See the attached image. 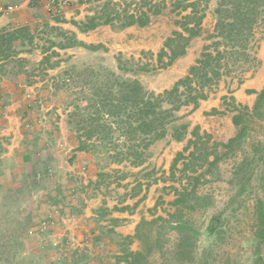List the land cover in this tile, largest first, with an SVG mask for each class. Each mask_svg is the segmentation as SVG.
<instances>
[{
  "label": "rangeland",
  "instance_id": "rangeland-1",
  "mask_svg": "<svg viewBox=\"0 0 264 264\" xmlns=\"http://www.w3.org/2000/svg\"><path fill=\"white\" fill-rule=\"evenodd\" d=\"M106 1L71 0L53 10L47 9L45 0H32L23 8L20 5L22 0L6 3L17 5L18 10L6 13L5 25L10 26L18 20L37 28L38 34L42 33L46 23L50 28L40 35L44 38L37 35L31 52L21 54L29 59L26 67L34 68L33 82L15 81L9 75L0 78V264H75L74 260L82 254L86 255L81 256L85 257V264H113V255L119 254L124 246L117 234L127 235L120 231V226H128L141 217L167 215L173 209L171 201L175 195L171 186H179V181L171 176L170 165L177 152L187 144L192 129L198 125L202 132H209L215 140L227 141L229 138L224 133L228 131L227 120L231 119L232 113L223 97L233 95L236 88L252 78L263 65L264 60L259 53L264 49V28H260L256 35L258 41L252 50L258 61L223 75L217 84L205 90L208 97L201 100L196 108L183 106L178 112L181 118L177 125L189 124L183 140H175L170 130L166 137L150 146L141 169V166L135 167L127 162L104 166L106 160L77 150L80 144L78 136L84 137L83 129L77 132L78 129H72L69 124L74 113L79 112L85 117L92 113L93 109H84L92 94L103 88L101 85L97 89L86 83L88 73L92 70L99 73L93 76L95 85L104 81L106 85L115 84V75H118L121 79L136 78L147 90L155 93L171 88L188 73L208 43L207 35L213 31L216 21L213 9L218 2L209 0L207 7H201L206 14L202 34L191 40L185 55L164 68L158 62V52L172 31L181 29L176 20L187 11L175 8L177 0H146L158 3L160 12H150V21L145 26L134 25L118 31L101 24L93 30L80 31L73 21L85 19ZM113 1L128 3L129 10L134 12L150 7L143 5L144 0ZM79 15V18H74ZM56 18L65 21L56 22ZM54 26L74 32L86 44L101 47L94 50L84 46L65 49L54 46L47 52L52 55L51 62L45 63L42 69L40 64L48 56L43 49L49 45L45 40L64 41L63 37L56 35L57 30L52 31ZM78 35L85 37L80 39ZM55 52L59 55L53 54ZM56 61H59L58 66H47ZM254 100L242 103L252 105ZM214 109L217 110L214 112ZM233 127L236 132L234 124ZM76 152L84 157H77ZM231 167L232 159L222 161L221 177L201 187V191L213 194L217 207H222L233 191L227 183ZM102 171L108 174L101 177ZM35 178L39 181L38 186L32 183ZM139 199H144V202L138 203ZM252 203L249 201L250 208H243L237 216L231 217L230 230L218 243L214 264L251 263L250 253L256 245L253 241ZM126 212L133 216L125 218L122 215ZM52 215L55 222L42 229L40 224L52 220ZM113 217L120 219L114 227L117 234L108 236L103 232L100 235L98 227L109 225ZM33 219L36 223L31 226ZM16 235L28 242L34 238L37 240L34 244L19 245ZM175 235L171 233L172 239L167 245L169 250L173 248ZM131 248H139V243L133 242ZM69 250L76 253L66 254ZM262 252L264 254V245ZM163 260L168 264L174 263L168 252L155 254L154 261Z\"/></svg>",
  "mask_w": 264,
  "mask_h": 264
},
{
  "label": "trees",
  "instance_id": "trees-1",
  "mask_svg": "<svg viewBox=\"0 0 264 264\" xmlns=\"http://www.w3.org/2000/svg\"><path fill=\"white\" fill-rule=\"evenodd\" d=\"M208 1L174 2L176 9L187 13L176 20L181 29L172 31L158 52V62L162 67L172 65L185 55L191 40L202 34L206 14L201 7H207ZM143 5L150 7L134 12L129 10L128 3L108 0L85 19L74 20L73 23L82 32L93 30L101 24L110 25L118 31L134 25L145 26L150 21V12H160V5L146 0ZM213 11L216 21L213 31L207 35L208 43L189 67L188 73L171 88L155 93L147 90L136 78L121 79L118 75H115V84L106 85L102 80L103 83L95 85L93 76L99 73L93 70L88 73L85 82L97 89L103 88L92 94L91 101L84 109H93L91 114L85 117L79 112L74 113L69 121L72 129H78L77 132L83 129L84 137L78 136L80 144L77 150L106 160L104 166L127 162L138 167L148 157L150 146L166 137L170 130L175 140L184 139L189 124L177 125L181 108L188 105L196 108L201 100L208 97L205 90L217 84L223 75L237 72L245 64L258 61L252 50L258 41V29L264 28V0H218ZM64 21L56 18V22ZM48 28L49 24L46 23L41 32H48ZM51 29L57 30L56 35L63 37L64 41L45 40L49 43L43 48L46 55L54 46L62 49L84 46L94 50L101 47L86 44L74 32L58 26ZM42 33L38 34L37 28L30 25L0 29V78L9 75L15 81L33 82L34 68L26 67L29 59L21 54L31 52L35 38ZM53 54L59 55L57 52ZM51 56L42 60V69L45 63L51 62ZM58 65L59 61H56L47 66L53 68ZM249 92L256 94L252 105L239 102L234 95L223 97L236 127L235 134L227 141L215 140L209 132H202L198 125L192 129L187 144L177 152L170 165L171 176L179 181V186H171L175 196L171 201L173 209L167 215L141 217L132 235L116 233L114 227L120 220L117 217L110 219L109 225L98 227L100 235L103 232L108 236L116 233L124 244L120 253L113 255V264H168L164 260L154 261L155 254L163 255L165 252L173 256V264H214L218 256V243L226 238L230 230L231 217L237 216L243 208H250L249 201H253L251 217L253 241L256 244L250 253V264H264V84L260 90ZM227 159H232L231 176L227 183L233 191L225 204L217 207L213 194L201 191V187L221 177L220 163ZM104 174L108 173L100 172L101 177ZM38 182L36 178L32 180L35 186L39 185ZM31 222L32 226L36 219ZM97 222H100L99 219ZM172 232L176 234L175 242L169 250L167 245L172 239ZM16 237L19 245L34 244L37 240L34 238L28 242L20 239V235ZM135 241L139 243V248L132 249L131 244ZM66 252L72 255L76 253L71 250ZM81 256L86 257L85 254L80 255L74 260L75 264H85V257Z\"/></svg>",
  "mask_w": 264,
  "mask_h": 264
},
{
  "label": "crops",
  "instance_id": "crops-1",
  "mask_svg": "<svg viewBox=\"0 0 264 264\" xmlns=\"http://www.w3.org/2000/svg\"><path fill=\"white\" fill-rule=\"evenodd\" d=\"M9 1L10 0H1L0 1V6L1 5H7L6 3L9 2ZM22 1H23V3L20 4L21 5V8H23V6L26 5V4L29 6L31 4V2H32V0H22ZM16 10H18V9H15L13 11H1L0 10V29H2L3 27H14V26L25 25V24H23L22 22H20L18 20H14L11 23L10 26L5 25L6 24V16L5 15H7L6 13L16 12ZM74 13H76V12H73L72 14H74ZM79 17H80V15L79 16H75L74 18L77 19ZM74 30H76V29H74ZM83 36L85 37V35H83ZM83 36L82 35H78V37L80 39L84 38ZM263 55H264V49H262V51H260V53H259L260 58H262L264 60ZM263 84H264V61H263V65L260 68H258V70L255 72L254 76H252V78H250V79L245 80L244 83L240 84V86H238L236 88V90L232 94L236 98H238L241 102H248V103H250L251 101L254 100L255 93L249 92V90H260L262 88ZM25 90L26 89H24V91ZM213 105L214 106H217L216 103H213ZM227 126H228V131H226L224 134H226L225 137L230 138L235 133L234 132L235 129L233 127V124H232L230 118H228V120H227ZM43 147L45 148V147H47V145H44ZM76 154H77L76 155L77 157H81V158L84 157L82 155V153L76 152ZM139 168L141 169L142 166L139 167ZM155 186H157V185H155ZM150 192H151V189H150ZM137 202L138 203H141V202L143 203L144 202V199H139ZM116 216H119V215L116 214ZM122 216H124L125 218H128V217H132L133 215L132 214H128L126 212V214H123ZM120 218H122V217H120ZM137 222L138 221H133L128 226L127 225L126 226H120V231L122 233H124V234H133L134 233V228H135ZM124 223H127V221H125Z\"/></svg>",
  "mask_w": 264,
  "mask_h": 264
},
{
  "label": "built area",
  "instance_id": "built-area-1",
  "mask_svg": "<svg viewBox=\"0 0 264 264\" xmlns=\"http://www.w3.org/2000/svg\"><path fill=\"white\" fill-rule=\"evenodd\" d=\"M70 1L71 0H45V5H46L47 9L53 10L54 8H58L61 5L68 4ZM16 8H17V5H8L7 4V5H1L0 6V10L1 11H13ZM54 213H55V211H54ZM52 217H53V219L52 220H49V222H42L40 224V226H41L42 229H45V227L47 226V224L49 225L50 223L55 222L54 215H52ZM46 221H48V220H46Z\"/></svg>",
  "mask_w": 264,
  "mask_h": 264
}]
</instances>
